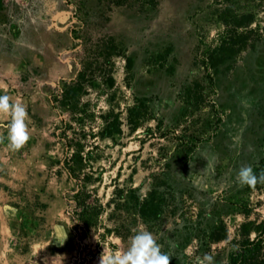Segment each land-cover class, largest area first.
Instances as JSON below:
<instances>
[{"label": "rangeland", "instance_id": "1", "mask_svg": "<svg viewBox=\"0 0 264 264\" xmlns=\"http://www.w3.org/2000/svg\"><path fill=\"white\" fill-rule=\"evenodd\" d=\"M83 71L81 125L51 95ZM0 95L29 134L13 150L0 113V264H101L139 231L170 264L261 236L247 264H264V183L237 176L264 172V0H0ZM65 151L90 153L105 205L79 239Z\"/></svg>", "mask_w": 264, "mask_h": 264}, {"label": "trees", "instance_id": "2", "mask_svg": "<svg viewBox=\"0 0 264 264\" xmlns=\"http://www.w3.org/2000/svg\"><path fill=\"white\" fill-rule=\"evenodd\" d=\"M85 72L79 73L76 79L65 83L62 87H59L56 93L51 95V103L54 110L66 109L69 110L75 116V119L81 120L79 124L83 125L84 117L87 116L86 111H81L79 108L81 96L86 94L85 91ZM63 126H57L61 135L59 136L65 142L67 149L69 150L74 145L76 139H70L67 134V128L69 124L62 118ZM121 123L118 118L112 122L106 123V127L103 130V135L111 137L119 133ZM84 132V129H82ZM77 133H75V136ZM79 148V147H77ZM90 153L85 154L84 151H65L64 167L68 172L69 177L76 183V188L71 191L73 194L71 198H67L68 208L66 213L69 215L73 222L71 230L79 239L83 235H86L88 230L97 224L101 215L105 211V205L102 199L98 195L97 191L90 190L87 187L89 180L92 178L93 172L90 169L84 168L90 162ZM78 165L81 168L78 170ZM81 226V228H79ZM262 243L261 236L254 240L246 237L240 241L234 243V248L229 252V259L227 264H247V262L254 256L260 249ZM80 264H84L83 262Z\"/></svg>", "mask_w": 264, "mask_h": 264}, {"label": "clouds", "instance_id": "3", "mask_svg": "<svg viewBox=\"0 0 264 264\" xmlns=\"http://www.w3.org/2000/svg\"><path fill=\"white\" fill-rule=\"evenodd\" d=\"M0 113L11 115L7 125L10 147L18 150L29 140L26 126L27 111L20 103H10L8 95H0ZM238 182L240 186H255L264 183V172L259 175L252 166H242L238 171ZM170 255L163 252L161 245L149 231L136 232L131 237L130 246L124 252L114 250L111 255L102 256L101 264H170ZM199 259V264H215L214 258L204 254Z\"/></svg>", "mask_w": 264, "mask_h": 264}]
</instances>
